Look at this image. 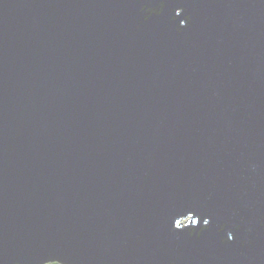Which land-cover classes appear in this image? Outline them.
<instances>
[{
    "label": "water",
    "instance_id": "1",
    "mask_svg": "<svg viewBox=\"0 0 264 264\" xmlns=\"http://www.w3.org/2000/svg\"><path fill=\"white\" fill-rule=\"evenodd\" d=\"M264 264V0H0V264Z\"/></svg>",
    "mask_w": 264,
    "mask_h": 264
},
{
    "label": "clouds",
    "instance_id": "2",
    "mask_svg": "<svg viewBox=\"0 0 264 264\" xmlns=\"http://www.w3.org/2000/svg\"><path fill=\"white\" fill-rule=\"evenodd\" d=\"M49 263H54V264H55V263H60V262H56V261H54V262H49ZM45 264H46V263H45ZM60 264H61V263H60Z\"/></svg>",
    "mask_w": 264,
    "mask_h": 264
},
{
    "label": "rangeland",
    "instance_id": "3",
    "mask_svg": "<svg viewBox=\"0 0 264 264\" xmlns=\"http://www.w3.org/2000/svg\"><path fill=\"white\" fill-rule=\"evenodd\" d=\"M46 264H54V263H46ZM55 264H60V263H55Z\"/></svg>",
    "mask_w": 264,
    "mask_h": 264
}]
</instances>
